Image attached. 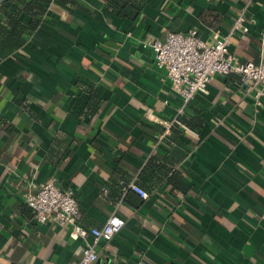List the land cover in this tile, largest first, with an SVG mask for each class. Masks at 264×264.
Instances as JSON below:
<instances>
[{"label": "crops", "instance_id": "crops-1", "mask_svg": "<svg viewBox=\"0 0 264 264\" xmlns=\"http://www.w3.org/2000/svg\"><path fill=\"white\" fill-rule=\"evenodd\" d=\"M75 1L46 6L0 57V264H77L90 243L32 220L22 193L48 181L72 192L82 227L123 220L91 264H264V105L235 74L216 75L184 109L199 127L156 140L180 101L148 45L191 28L210 43L241 12L247 32L228 49L258 62L264 0H115L130 16Z\"/></svg>", "mask_w": 264, "mask_h": 264}, {"label": "built area", "instance_id": "built-area-1", "mask_svg": "<svg viewBox=\"0 0 264 264\" xmlns=\"http://www.w3.org/2000/svg\"><path fill=\"white\" fill-rule=\"evenodd\" d=\"M244 21L243 13L240 12L232 20L227 34H214L210 43L199 39L192 28L185 33L166 31L163 40L153 38L148 42L153 54V64L164 72L170 87L179 97L175 117L183 113L196 94L206 92L211 78L230 73L235 74L239 82L250 91L255 109L264 105V48H261L258 62H240L228 49V39L234 32H247ZM168 125L157 134L156 140L161 141L167 136ZM128 188L141 198L146 197L145 191L136 184L130 183ZM22 200L35 223L66 226L69 234L82 239L87 235L91 237L90 243L83 244L77 264H91L96 257L95 245L101 240H109L123 226L120 217L110 215L99 228L82 227L72 192L58 189L51 181L34 185L33 192L25 190Z\"/></svg>", "mask_w": 264, "mask_h": 264}, {"label": "trees", "instance_id": "trees-1", "mask_svg": "<svg viewBox=\"0 0 264 264\" xmlns=\"http://www.w3.org/2000/svg\"><path fill=\"white\" fill-rule=\"evenodd\" d=\"M15 5L12 8V11H8L5 4L3 2L0 4V57L5 54L10 53L9 47L11 43L13 46L18 48L20 45L24 43V39L22 34H29L34 30V28L39 23V16L45 11L46 6H49L53 2H61V3H69L71 5H77L75 0H12ZM124 2H115V0H104V4L107 7H110V10L115 14H122L126 16H130V13L126 10L127 6L123 4ZM25 13L28 15L29 20L27 24H23L18 21L17 17L19 13ZM232 74V73H230ZM239 81V80H238ZM89 92H92L88 89ZM81 95L77 96L73 101V111L74 109H80L81 107L87 104L86 98L84 100L81 99ZM92 97V96H91ZM89 98H87L88 100ZM81 111H75L78 114ZM196 117H189L183 111L182 114L177 115L171 123L168 125V135H176L177 132H182L184 134L188 132H194L189 128L190 124L192 127H199V122L196 120ZM180 125L182 128H180ZM147 168L151 169L149 161L146 163ZM163 169V167H162ZM165 171L163 170V174ZM171 173L166 177L167 181H172L170 179Z\"/></svg>", "mask_w": 264, "mask_h": 264}, {"label": "water", "instance_id": "water-1", "mask_svg": "<svg viewBox=\"0 0 264 264\" xmlns=\"http://www.w3.org/2000/svg\"><path fill=\"white\" fill-rule=\"evenodd\" d=\"M5 1H7V0H0V4L3 3V2H5Z\"/></svg>", "mask_w": 264, "mask_h": 264}]
</instances>
